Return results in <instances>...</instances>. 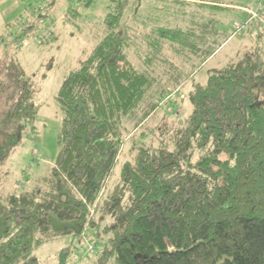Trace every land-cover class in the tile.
Returning a JSON list of instances; mask_svg holds the SVG:
<instances>
[{"label": "trees", "instance_id": "trees-1", "mask_svg": "<svg viewBox=\"0 0 264 264\" xmlns=\"http://www.w3.org/2000/svg\"><path fill=\"white\" fill-rule=\"evenodd\" d=\"M107 1L101 39L55 96L61 121L48 175L30 189L0 193V264H41L38 246L74 239L85 228L108 235L103 252L116 264H264L260 52H245L209 70L205 83L193 82L185 123L167 140L166 126L159 127L158 146H139L104 194L126 135L145 125L167 94L160 77L174 65L166 53L191 56L198 69L230 37L221 32L210 43L163 25L143 33L122 22L124 2ZM140 36L145 49L136 66L128 51L139 49ZM36 97L18 63L0 58V188L6 159L33 128ZM69 247L55 264H68Z\"/></svg>", "mask_w": 264, "mask_h": 264}, {"label": "rangeland", "instance_id": "rangeland-1", "mask_svg": "<svg viewBox=\"0 0 264 264\" xmlns=\"http://www.w3.org/2000/svg\"><path fill=\"white\" fill-rule=\"evenodd\" d=\"M114 1L124 2L122 22L137 31L149 32L154 25H163L183 27L194 31L195 36L200 33L210 43L220 38L221 32L230 38L198 69L199 61L191 56L166 53L174 65H166L171 74L162 72L160 77L167 94L160 99L158 108L145 125L126 135L119 164L106 183L104 194L118 181L120 164L130 160L139 146H158L159 127L166 126L160 138L167 140L173 128L185 123L191 112L188 94L193 82L205 83L209 70L221 68L249 51L260 52V68L264 73V10L258 14L254 11L258 0ZM108 6L107 0H93L89 6L74 0H0L1 62L15 60L18 63L36 87V100L40 106L33 128L25 131L2 167L0 193L30 189L48 175L58 153L61 121L55 96L64 76L101 39ZM250 11L254 12L253 19ZM251 19V26L241 32L235 31L237 24ZM205 24L208 31H204ZM142 38L140 36L136 41L139 49L128 51L136 66L142 64L144 56ZM177 71L182 73L175 82L172 78ZM99 216V212L94 214V221L100 222ZM107 237V234H94L85 228L84 233L74 239L63 236L38 246L34 254L41 264H55L60 249L69 245L68 264H116L112 256L106 257L103 252Z\"/></svg>", "mask_w": 264, "mask_h": 264}, {"label": "built area", "instance_id": "built-area-1", "mask_svg": "<svg viewBox=\"0 0 264 264\" xmlns=\"http://www.w3.org/2000/svg\"><path fill=\"white\" fill-rule=\"evenodd\" d=\"M75 2H80L81 4H84L85 0H74ZM256 8H255V12L257 11V14L260 13L262 10H264V0H258L257 4H256ZM253 14L254 12L253 11H250V16L252 17L253 19ZM249 16V17H250ZM251 20H248V21H245V22H242L240 24H237L235 26V31L237 32H241L246 26H251L252 23H251Z\"/></svg>", "mask_w": 264, "mask_h": 264}, {"label": "crops", "instance_id": "crops-1", "mask_svg": "<svg viewBox=\"0 0 264 264\" xmlns=\"http://www.w3.org/2000/svg\"><path fill=\"white\" fill-rule=\"evenodd\" d=\"M229 38H230V37H229ZM229 38H228V39H229ZM228 39H227V40H228ZM227 40H226V41H227ZM226 41H225V42H226ZM225 42H224V43H225ZM224 43H223V44H224ZM223 44H222V45H223ZM214 54H215V53H214ZM214 54H213V55H214ZM213 55H212V56H213ZM212 56H211V57H212Z\"/></svg>", "mask_w": 264, "mask_h": 264}]
</instances>
